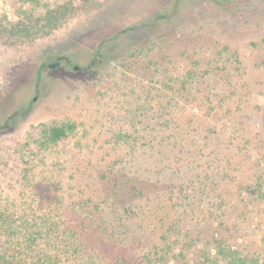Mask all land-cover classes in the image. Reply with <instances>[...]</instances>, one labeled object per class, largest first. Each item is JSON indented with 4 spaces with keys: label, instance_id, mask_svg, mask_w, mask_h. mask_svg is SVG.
<instances>
[{
    "label": "rangeland",
    "instance_id": "374dc122",
    "mask_svg": "<svg viewBox=\"0 0 264 264\" xmlns=\"http://www.w3.org/2000/svg\"><path fill=\"white\" fill-rule=\"evenodd\" d=\"M0 125V264H264V0H0Z\"/></svg>",
    "mask_w": 264,
    "mask_h": 264
},
{
    "label": "trees",
    "instance_id": "16d2710c",
    "mask_svg": "<svg viewBox=\"0 0 264 264\" xmlns=\"http://www.w3.org/2000/svg\"><path fill=\"white\" fill-rule=\"evenodd\" d=\"M65 133L66 131L64 128L53 127L49 131L48 136L50 140L55 141ZM123 212L124 214L127 213L126 210ZM26 222H27L26 231L29 233L28 236H25L24 239L22 240L17 239V241H15L17 238V233L13 231L10 234V241H8V244L5 245L6 246L5 251L6 253H9L7 256L16 260V262L20 264H26V263L19 261L18 257L22 255L29 256V253L33 251L31 246L35 241V239L39 238V235L42 236L45 235L44 230L39 225H38V229L36 228L35 231L33 230L34 225L31 224L30 219L26 220ZM81 241L82 239L78 234L76 225H72L70 228L64 229L63 234L61 236H58L57 234L54 239V244L56 245L55 250L58 251V253L56 252L55 255H51V254L46 255L42 253L40 264H62L61 261L62 255H58L59 253L65 255V259L63 261V263L65 262V264L66 262H68V264H86L84 261L85 257L83 253H81L83 250L82 249L83 245ZM211 264H217V263H211ZM253 264H261V263L255 262Z\"/></svg>",
    "mask_w": 264,
    "mask_h": 264
},
{
    "label": "flooded vegetation",
    "instance_id": "af4514ba",
    "mask_svg": "<svg viewBox=\"0 0 264 264\" xmlns=\"http://www.w3.org/2000/svg\"><path fill=\"white\" fill-rule=\"evenodd\" d=\"M54 53H51L50 55H47L46 59H44L38 68V73H37V80L33 83V85H31L29 87L30 90L35 91V95L33 97L34 98L39 94V91L41 90V88L47 87V83H46V79H44V75L48 74V72L46 71L48 68L51 69H58L60 67H66L67 69L73 68V69H77L80 66L77 64H73L72 63V58L70 57V55H66V54H60V55H53ZM55 58V61H50V59ZM93 65H90V68H92Z\"/></svg>",
    "mask_w": 264,
    "mask_h": 264
},
{
    "label": "water",
    "instance_id": "95a60500",
    "mask_svg": "<svg viewBox=\"0 0 264 264\" xmlns=\"http://www.w3.org/2000/svg\"><path fill=\"white\" fill-rule=\"evenodd\" d=\"M163 18H164V15L149 16L142 21V23H143L142 26L134 25V26H131L129 28H126L124 31L128 32L134 40H138V39H141L143 37V35L146 34L147 31H149V32L154 31V28H153L154 24L152 23V21H154L156 19H163ZM41 89H42V91L41 90L39 91V94L34 98V100L32 98V102H36L38 100V98L40 97V95L45 94L46 87L43 86ZM20 105L23 108H25L24 103H22ZM29 112H30V109L25 108V113H23L22 115L26 116ZM20 114H21V112L19 110H16L12 115L9 116V118H15L16 119ZM7 126L0 125V128L7 127Z\"/></svg>",
    "mask_w": 264,
    "mask_h": 264
}]
</instances>
